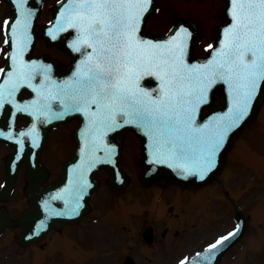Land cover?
<instances>
[{
  "label": "snow or ice",
  "instance_id": "snow-or-ice-1",
  "mask_svg": "<svg viewBox=\"0 0 264 264\" xmlns=\"http://www.w3.org/2000/svg\"><path fill=\"white\" fill-rule=\"evenodd\" d=\"M151 3L152 0H82L70 4L65 22L80 32L72 47L77 52L81 46L92 49L85 61L86 71L78 73L87 81L84 99L96 105L102 113L100 122L105 126L135 123L150 129L155 136L154 162L181 161L191 156L194 162L199 161L196 167L203 179L204 173L214 166L225 135L247 114L249 102L264 81V0H229L233 23L224 30L221 50L206 65L191 67L183 60L190 36L187 29L181 27L163 44L138 39L140 23ZM21 16L23 19L11 28L17 44L12 56L17 64V82L11 84V91L19 87V82L30 79L24 68L36 67L22 61L31 13L21 12ZM5 27H9L8 21ZM145 76L160 82L155 98L139 86ZM217 78L230 87L234 83L236 95L231 115L226 124L221 121L216 125L212 138L196 136L194 132H203L191 128L196 108L207 102V91ZM75 110L83 111L79 107ZM117 115L123 121L120 125ZM176 167L191 171L183 163H177ZM236 234L229 233L217 243Z\"/></svg>",
  "mask_w": 264,
  "mask_h": 264
},
{
  "label": "rangeland",
  "instance_id": "rangeland-1",
  "mask_svg": "<svg viewBox=\"0 0 264 264\" xmlns=\"http://www.w3.org/2000/svg\"><path fill=\"white\" fill-rule=\"evenodd\" d=\"M256 133L264 134V130H257L254 126H251L243 133L241 140L253 139ZM261 137L262 140L260 143H263L264 136ZM256 142H258L257 139H255L254 143ZM244 147L250 150L252 144L249 145L247 143ZM259 147H261L260 144ZM254 149L256 150H254L252 154H246L244 158L251 163L252 168L256 172L254 173L250 170L254 173V178H252L251 175L250 177L243 175V177L239 179L240 186L234 194L237 197L238 205L251 211L255 217L253 218V224L246 237L245 243L247 244V248L256 250L258 254V264H264V149L262 147L261 149L254 147ZM234 152L232 153V159ZM257 152L262 155H259ZM233 162V160L229 162V166L232 165ZM228 169H230V167Z\"/></svg>",
  "mask_w": 264,
  "mask_h": 264
}]
</instances>
